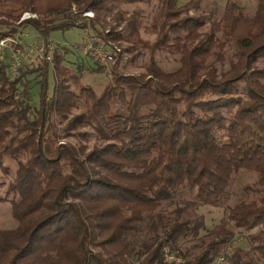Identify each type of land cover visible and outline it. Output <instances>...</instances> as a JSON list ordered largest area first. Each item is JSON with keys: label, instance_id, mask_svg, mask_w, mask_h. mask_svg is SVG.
Instances as JSON below:
<instances>
[{"label": "trees", "instance_id": "obj_1", "mask_svg": "<svg viewBox=\"0 0 264 264\" xmlns=\"http://www.w3.org/2000/svg\"><path fill=\"white\" fill-rule=\"evenodd\" d=\"M149 1L0 0V39L22 26L38 34L36 42L88 26L95 44L125 42L150 54L144 73H114L98 94L86 85L70 89L75 76L56 48L50 61L12 77L0 62V173H8L4 159L16 164L0 196L13 222L0 227V264H165V245L182 264H211L235 231L254 228L249 249L264 261V65H257L264 58V0H254L251 13L225 0L217 19L199 0H158L151 43L140 37L141 11L118 8ZM86 10L92 17L82 15ZM24 11L36 17L15 25ZM109 15L115 25L104 32ZM225 45L232 58L218 70L208 58L221 63ZM156 50L178 54L179 67L161 70ZM35 71L37 106L23 84ZM79 102L83 109L68 117ZM56 123L65 136L88 127L103 142L87 152L57 143ZM241 170L256 174L243 189L257 194L234 203L204 235L194 210L176 207L171 220L161 218L162 203L183 189L194 191L197 205H223L232 174ZM143 222L152 235L128 250ZM131 249L135 262L127 261ZM227 264L255 263L235 246Z\"/></svg>", "mask_w": 264, "mask_h": 264}, {"label": "rangeland", "instance_id": "obj_2", "mask_svg": "<svg viewBox=\"0 0 264 264\" xmlns=\"http://www.w3.org/2000/svg\"><path fill=\"white\" fill-rule=\"evenodd\" d=\"M177 5H182L188 0H175ZM200 5L206 12H209L217 19L222 11L225 0H199ZM236 4L243 7L247 12L251 13L254 9V0H234ZM158 5V0H150L148 3H132V4H123L119 5L118 8L121 11L131 13L134 10H140L142 13V27L140 28V37L145 42L151 43L154 39V34L149 31V23L151 17L156 12ZM73 9V7H72ZM30 12V11H24ZM22 12L21 15L24 13ZM191 12V11H189ZM33 13V12H31ZM35 14V13H33ZM127 14V13H126ZM20 15V16H21ZM36 16V14H35ZM20 18V17H19ZM105 21L103 22L104 32H108L111 26H114V19L109 15L105 16ZM20 20L14 22L16 25ZM121 25L116 26L115 30H118ZM37 33L34 32L29 27H20L17 31L9 34V39L6 41L7 46H14L18 43L19 50H22L23 47H28L31 44L38 41ZM95 34L90 27L77 28L72 27L67 30H56L51 32L48 35V38L51 41L53 48L58 50L62 58V65L70 70V72L75 76L74 80L69 83L70 89L77 92L79 85H86L92 88L95 93H100L106 83L110 80L112 74H139L144 73L146 66L150 62V54L146 48L142 47H131L125 42L120 43H111L108 42L107 46L111 48H117L114 59L107 62L104 65H101L97 59L93 56L91 52H88L84 49L86 42L89 39H95ZM52 51V50H51ZM5 50L3 54H5ZM233 50L228 46H223L221 52L222 62H215V56L208 58V62H212L214 67L226 69L228 64V59L232 58ZM22 63L18 67L17 72L20 69L27 67H35L38 63L43 60H37L33 57H28L23 54ZM152 59L161 70L165 72H172L179 67V55L170 54L163 51H154ZM1 62V61H0ZM2 63V62H1ZM257 65H264V58L259 59ZM52 71L49 68L48 75L46 77L47 90L50 92L53 83ZM38 71H35L31 74H27L24 77L23 84L24 88L30 93L31 102L34 106H37V93L39 90L38 80L40 77L37 76ZM15 75V74H14ZM13 75V76H14ZM18 90H21V86H17ZM83 109L82 104L77 103L76 107L72 108L71 113L68 115H74L79 113ZM60 120V119H57ZM56 120V121H57ZM57 127V143H66L74 145L78 150L87 152L94 146H99L103 141H99L95 138L94 134L88 127L78 128L76 131L73 130L72 136H65V131L62 130V124L56 123ZM64 134V135H63ZM3 164L8 165V173H0V196L4 194L5 185L13 177L14 171L16 170V164L14 161L7 159L3 160ZM256 179L255 173L246 172L244 170L239 171L238 173H233L231 182L228 186V198L225 203L221 206H208V205H197L193 199L194 191H188L186 189L180 190L176 197L169 203H162L160 214L163 220H171L174 216V209L176 207L184 208L181 212L184 213L185 210L188 212L193 211L197 214L202 215L204 219V228L199 230V236H202L206 233V230L211 229L215 226L222 218L225 217L227 210L238 200L250 198L257 194L256 191H245L243 188L246 185H253ZM259 190L258 188H256ZM260 191V190H259ZM9 204L7 201L0 202V227L6 228L13 225V222L8 213ZM161 231V227L157 226V234ZM254 229L251 230H239L235 231L233 236L226 242V244L221 248L220 254L223 255L227 260V255L231 249L235 246H238L243 252L247 253L254 259L255 264H264V261L260 260L259 257L252 253L249 249L250 243L248 235L253 233ZM152 231L149 228V223L143 222L142 229L132 240V243L129 245L128 250L133 248H139L142 243H145ZM145 238V239H144ZM176 250V249H175ZM171 251V250H170ZM173 252V251H172ZM175 254V251L173 252ZM172 253V254H173ZM162 262L168 264L164 261L163 251H162ZM173 254V255H174ZM216 255V256H218ZM177 256V255H175ZM138 256L135 255V252L130 251V256L128 255V262H135L138 260ZM211 264H220L216 261V257L213 259Z\"/></svg>", "mask_w": 264, "mask_h": 264}, {"label": "built area", "instance_id": "obj_3", "mask_svg": "<svg viewBox=\"0 0 264 264\" xmlns=\"http://www.w3.org/2000/svg\"><path fill=\"white\" fill-rule=\"evenodd\" d=\"M83 16L92 17V12L90 10H86L82 13ZM35 14L31 12H24L19 20H25L28 18H35ZM19 21V22H20ZM9 37H4L0 39V61L4 62L9 66L8 75L12 77L16 74L18 67H20L22 63V53H24L28 57H33L37 60H45L50 61L51 59V50H53V46L51 44L50 39H46L45 42H35L28 47H23L22 50H19L17 46L18 43L14 46H7L6 41H8ZM108 43L105 45H98L95 44V39H89L84 49L88 52H91L93 56L97 59V61L104 65L109 61L114 59L116 52H118L117 48H111L107 46ZM4 50L6 51L3 54ZM163 251V258L168 264H182L183 260L180 256H175L173 252L170 251L169 247L166 245L162 248ZM174 255H173V254ZM216 261L220 264H227V260L223 255L216 256Z\"/></svg>", "mask_w": 264, "mask_h": 264}]
</instances>
